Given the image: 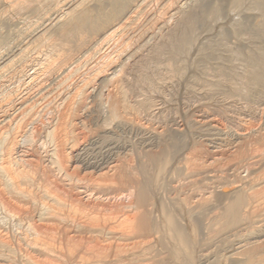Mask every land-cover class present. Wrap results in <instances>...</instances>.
<instances>
[{"label": "bare ground", "instance_id": "bare-ground-1", "mask_svg": "<svg viewBox=\"0 0 264 264\" xmlns=\"http://www.w3.org/2000/svg\"><path fill=\"white\" fill-rule=\"evenodd\" d=\"M0 49V264H264V129L145 123L262 121L264 0H0Z\"/></svg>", "mask_w": 264, "mask_h": 264}, {"label": "rangeland", "instance_id": "rangeland-1", "mask_svg": "<svg viewBox=\"0 0 264 264\" xmlns=\"http://www.w3.org/2000/svg\"><path fill=\"white\" fill-rule=\"evenodd\" d=\"M241 15H242V14H241ZM241 15L239 14L240 17H242V16L244 17V15H242V16H241ZM231 16L238 18L237 16H234V15H231ZM231 16L226 14L225 17L223 16V20L227 17V18H226V22H230V20L227 21V19H229ZM228 17H229V18H228ZM233 17H232V19H233ZM243 17H242V20H241L240 18H239V19H240L241 21H245L246 18H245V17L243 18ZM230 19H231V18H230ZM232 19H231V21H232ZM248 22H249V21H248ZM3 51H4L3 49H0V53H3ZM33 54H34V53H33ZM33 54L31 55V57H33V58H34L35 56H36V57L38 56V55H36V54H38V53H35L34 55H33ZM1 55H2V54H1ZM8 76H10V75H8ZM8 76H4L6 79H4V77H3V79L0 81V84L2 85L1 87L4 88V86H5V87H6L5 89H7V88L9 87V84H11V85H10V86H11L10 88L14 87V86L17 84V82H15L14 80H13V82H12V79H8ZM9 78H10V77H9ZM7 79H8V81H7ZM3 80H4L5 82H4ZM6 81H7V82H6ZM3 82H4L5 84H4ZM7 83H9V84H7ZM3 84H4V85H3ZM13 84H14V85H13ZM7 85H8V86H7ZM1 87H0V88H1ZM3 88H2V89H3ZM183 90H184V88H183V89H182V88L180 89V92H181L180 95H181V97H178V98H179V101H177L178 98H177L176 100H174L173 98L170 97V98H171V101L174 100V101L172 102V103L174 104V106H173V104H170V102H171V101H169L170 99H169V98H166L167 96L169 97V93L166 92V94L168 93V95L166 96V94H165V99H164V100L168 99L167 101H168L169 103H167V104L165 105V107H168V106H169V108H170V107H172V108H170V109L167 108V109H166V108L164 107V111H163V113H162L163 115H162V114H159V115L153 117V118L155 119V118H159V117L161 116V117L158 119V120H159V123H156V122H158L157 119H155V122H150L149 120H146L145 123L148 122V123L152 124V125L155 126V127H157L159 124H160V126H161L162 123H164L163 120L165 119V118H163V117H166V114L168 113V114H167L168 116H167L166 118H169V117H174V118H176L177 121H176V123H174V125H173V123H172V125H173L172 127H177L176 125H178V124L180 125L181 122H182L183 120H185V119H184L185 116H183V114H184L183 111L185 110V111L187 112L186 107H187V109H189V112H187V113L185 112V114H188V115L192 114V115L194 116L195 114H196V115L199 114V113L201 114V112H204V114H206L205 112L207 111V109H205V108H207V106H209L208 108H210V109H208L209 112H208V111H207V112H208V113H211V111H212V109H213V112H214V113L212 112V113H211L212 115H211V114H208V113H207V115H204V114L202 113L201 115H200V114L197 115V116L195 115L194 118H197V117L199 118V117H201V116L211 117V116H213V114H216L217 116H216V115H214V116L217 117V119L219 120V122H220L221 124H226V123L228 124V122H229V125H227V124H226V125H227L228 127H230L231 129H232V127H233V128H234V129H232L233 131H237V129H238V131H240V130L242 129L241 126H243L244 124H246L247 121H248L249 123H250L251 121L256 122V124H257L256 126H260L261 128L264 129V124H263V123H264V121H263L264 118H263L262 121H261L262 116H261L260 113H258V115H256L255 117H252V115H250L251 113H248V111L246 110V109H247V106L244 105V104H245V103H244V100H241V101L237 100V101H235V102H232L231 100H229V101H231L232 103H231V102H228L227 104L224 103V107H223V105H222L223 103H222V104H221V103L219 104L220 99H221L220 96L217 97L218 99L215 98V99H213V100H212V99H209V100L206 101V99L204 100V99L201 98V97H198V98H197L195 95H192V94L189 95L188 93H186V91H183ZM182 92H183V93H182ZM184 92H185L186 95L184 94ZM153 95H155V96L152 97L153 99H155V102H156V103H161V101L163 100V98H162L160 95H158V94H157V96H156V93H154ZM188 95H189V96H188ZM187 96H188V97H187ZM192 96L194 97V100H193ZM156 97H157V98H156ZM185 97H186V99H183V98H185ZM189 97L191 98L192 101L189 99ZM195 97H196V100H195ZM187 98H188V99H187ZM199 98L201 99L200 101L198 100ZM219 98H220V99H219ZM156 99H157V101H156ZM159 99H162V100L160 101ZM181 99H183V100L181 101ZM202 99H203V100H202ZM158 100H159V101H158ZM184 100H187V101L189 100V101H191V103L188 101V102H189V105L187 104L188 102H186V104H184V103H183ZM210 100H211V101H210ZM214 100L216 101L215 103H217V101H218V103L215 104V103H214ZM193 101H194V102H193ZM195 101H196V103H195ZM197 101H198L199 103L203 101L202 103H204V104H205V102H206L205 105H207V106L204 107V105H203L202 103H200V105L202 104V106H201V108H200V105H199V103H198ZM204 101H205V102H204ZM175 102H176V103H175ZM184 102H185V101H184ZM192 102H193V103H192ZM223 102H224V101H223ZM242 102H243V103H242ZM52 103H53V104L56 103V104H55V105L52 104L53 107H52V105L50 104V105H51V106H50V108H51L50 110H51V111H48L49 109L44 110L45 112L47 111L46 113H49V114H47V115H49V116H45L46 114H45V112H44V114H45V115H44V118H43L44 122H46L48 118H51V117H52L51 114H53V113H51V112L53 111V112L55 113V111L57 110L56 108H58V103H57V101L52 102ZM179 103H180V104H179ZM181 103L184 104V105H182ZM229 103H231V104L229 105ZM236 103H237V104L239 103V104H238L239 106L236 105ZM190 104H191V105H190ZM192 104H193V105H192ZM194 104H198V108H197V106L194 105ZM212 104H213V105H212ZM56 105H57V106H56ZM175 105H177L178 107L175 106ZM180 105H181V106H180ZM185 105H186V106H185ZM214 105H215V106H214ZM217 105H218V106H217ZM220 105H221V106H220ZM227 105H228V106H227ZM241 105L244 106V107H242ZM48 106H49V105H48ZM191 106H193V107H191ZM210 106H211V107L213 106L214 108H211ZM226 106H227L228 109L226 108ZM229 106H230L231 108H230ZM235 106H236V107L238 106V108H234V109H233V107H235ZM245 106H246V107H245ZM45 107H46V106H45ZM174 107L176 108V111H174V110H175ZM180 107H181V108H180ZM203 107H204L205 110H204V109L202 110ZM216 107H217V108H216ZM219 107H220V109H219ZM222 107H223L224 109H223ZM239 107L241 108L240 112L243 111V112L241 113V116L243 115L244 117H243V116L241 117L240 114L237 115L238 113H240V112H239ZM52 108H53V109H52ZM178 108H179L180 110H179ZM229 108H230V110H231V109H233V110L230 111ZM242 108H243V109H242ZM244 108H245V109H244ZM165 109H166V110H165ZM168 109H169V111H168ZM173 109H174V110H173ZM181 109H184V110H182V113H181ZM192 109H193V111L196 112V113H193ZM194 109H195V110H194ZM196 109H197V110H196ZM199 109H200V110H199ZM217 109L219 110V112L217 111ZM235 109L238 110V111H237L238 113L235 112V111H236ZM54 110H55V111H54ZM178 110H179L180 112H179ZM210 110H211V111H210ZM214 110H216L217 112L214 111ZM220 110H223L224 113L222 114L223 111L221 112ZM225 110H226L227 112H226ZM191 111H192V112H191ZM197 111H199V113H198ZM228 111L230 112L231 115H228V114H229ZM174 112H175V113H174ZM190 112H191V113H190ZM215 112H216V113H215ZM232 112H234V114H233ZM245 112H246V113H245ZM50 113H51V114H50ZM165 113H166V114H165ZM173 113L176 114V115H174ZM235 113H236V115H235ZM247 113H248V114H247ZM169 114H172V115L170 116ZM219 114H220V116H219ZM224 114H226L227 116L224 115ZM232 114L234 115V117H232ZM221 115L226 116V117H225L226 120H225V119H222V118H224V117L221 116ZM263 115H264V114H263ZM50 116H51V117H50ZM180 116H181V117H180ZM182 116H183V119H182ZM214 116L211 117V118H214V119H215L216 117H214ZM229 116H230V119L228 118ZM235 116H237V117H235ZM238 116H239V117H238ZM245 116H247L248 119H246ZM250 116H251L252 118H250ZM47 117H48V118H47ZM153 118H151V120H152ZM233 118H234L235 120H233ZM237 118H238V119H237ZM241 118H242V119H241ZM243 118H244V119H243ZM257 118H258V119L260 118L259 120L261 121V123H260L259 120H257ZM45 119H46V120H45ZM154 119H153L152 121H154ZM217 119H216V120H217ZM227 119L229 120L228 122H227ZM240 119H241V120H240ZM245 119H246V122H245ZM252 119H253V120H252ZM94 120H95V119H94ZM94 120L92 119L91 122H89V124H90V123H92V124H93V123H94V124L97 123V124H98V123L100 122V121L98 122V121H96V120L94 121ZM156 120H157V121H156ZM160 120H162L163 122H161ZM178 120H179V121H178ZM224 120H225V121H224ZM238 120H240V121L238 122ZM93 121H94V122H93ZM221 121H223V122H221ZM225 122H226V123H225ZM231 122H232V123L235 122V123L232 124ZM241 122H245V123L242 125ZM253 122H252V123H253ZM257 122H258V123H257ZM262 122H263V123H262ZM153 123H154V124H153ZM230 123H231V126H230ZM240 123H241V126H240ZM92 124H90L89 126H92V127H91L92 129H96V128H94V127H97V124H96V126H94V127H93L94 124H93V125H92ZM234 124H235V125H234ZM156 125H157V126H156ZM226 125H224V126H226ZM232 125H233V126H232ZM236 125L239 126V128H238ZM253 125L255 126L254 123H253ZM253 125H252V126H253ZM262 126H263V127H262ZM228 127H226V128L228 129ZM236 127H237V128H236ZM235 128H236V130H235ZM240 128H241V129H240ZM231 129H229V130H231ZM202 139H203V140H204V139L206 140L207 137H205V138L203 137V138H199V139H198L199 141H197L196 143L198 144L199 147H198L197 144H195V143L192 144L191 146L189 145V146H188V149H187V153H188V151H189L192 155H193L195 152L202 153V155H204V156L202 157L203 159H201L200 161H202L203 163H207V164L209 163V164H208V168H210L209 170H211V167H212V168L216 167L217 169L214 168V170L216 169L215 171H218V169H219V168H223V166L226 167V168H225V170H226L228 167L225 166V164H226L227 162H230V161H228V160L226 161L225 158L223 159V157L221 156V153H224V154L227 153V154H229L230 152H234V151L236 150V148L233 147L232 140H231L230 138H225L226 143H227L228 145H231V147H230V146H228V145L225 144V143H223V144H220V143H218V144H217V143H216V144H213V143L208 142L207 140H206V141H205V140L203 141ZM201 140H202V141H201ZM229 140H231V141L229 142ZM199 142H201V143H199ZM207 142H208V143H207ZM203 143H204V144H203ZM199 144H200V145H199ZM202 144H203V145H202ZM205 144H207V145H205ZM251 144H252V143H251ZM210 145H211V146H210ZM216 145H217V146H216ZM219 145H220V147H219ZM221 145H222V146H221ZM225 145H226V146H225ZM204 146H205V147H204ZM209 146H210V147H209ZM213 146H214V147H213ZM215 146H216V147H215ZM224 146H225V147H224ZM201 147H204V148H201ZM206 147H208V148H206ZM221 147H223L225 150L227 149V151L229 150V151H228L229 153H228L227 151H225V150H224L223 148H221ZM226 147H227V148H226ZM236 147H237V146H236ZM96 148H97V149L94 148L95 151L98 150V147H96ZM199 148H200V150L202 149L201 152H200V150H198ZM214 148H215V149H214ZM216 148L220 149L222 152L219 151V150L216 149ZM229 148H231V149H229ZM232 148H234L235 150H233ZM99 149H100V147H99ZM192 149H193V150H192ZM206 149H207V151H206ZM209 149H210L211 151H210ZM101 150H104V149H100V150H99V152H101L100 154H104ZM194 150H195V151H194ZM203 150H205V151H203ZM212 150H213V151H212ZM214 150H216V151H214ZM95 151H94V152H95ZM104 151H105V150H104ZM192 151H194V152L192 153ZM92 152H93V151H92ZM203 152H204V153H205V152H209L210 155H207L208 153L203 154ZM211 152H212V154H211ZM216 152H217V153H216ZM96 153H98V151H96ZM96 153H93V154L96 155ZM190 153H188V154H190ZM100 154H99V155H100ZM205 155H206L207 158L205 157ZM211 155H212V157H211ZM217 155H218V156H217ZM208 156H209V157H208ZM220 156H221V157H220ZM214 157H217L218 160H216V158H214ZM204 158H205V160H206V159H208V160L205 161ZM213 158H214V159H213ZM219 158H220V159H219ZM212 159H213V160H212ZM203 160H204L205 162H204ZM211 160H212V161H211ZM214 160H215V161H214ZM224 160H225V161H224ZM200 161H198V162L201 163ZM207 161H208V162H207ZM209 161H211V162H209ZM222 161H223V162H222ZM212 162H213V163H212ZM215 162H216V163H215ZM217 162H218L219 165H220V163H221L222 167H221V166H220V167H217V165H216ZM224 162H225V163H224ZM203 163H202V165H203ZM214 163H215V165H214ZM207 164H206V165H207ZM229 164H230V163H229ZM229 164H228V165H229ZM204 165H205V164H204ZM206 165H205L204 167H206ZM219 165H218V166H219ZM260 166H261V167H260ZM260 166H259V168H261L260 173H264V171H263V170H264V163H261ZM256 167H258V166H256ZM208 168L206 167V169H208ZM262 169H263V170H262ZM212 170H213V169H212ZM221 170H222V169H219V173H218V172H217V173H218V175L221 173L220 176H221V177L223 176V180L226 181V177H228L227 174H229V172H227V174H226V171H225L224 169H223L224 171H223V170L221 171ZM88 171H89V170H88ZM243 171H244V172H245V171L247 172V168H246V170H245V168H244V170H243V168H242L241 173H240L241 176L246 177V176L248 175V173L246 174V172L244 173ZM262 171H263V172H262ZM222 172H223V174H222ZM243 173H244V174H243ZM225 174H226V175H225ZM245 174H246V175H245ZM224 178H225V179H224ZM205 179H206V182H207V183L210 182L209 179H207V177H206ZM205 179H204V180H205ZM223 180L221 179V181H222L221 183H223ZM204 182H205V181H204ZM206 182H205V183H206ZM221 183H219V184H220V185H223V184H224V183H223V184H221ZM188 184H190V183H188ZM188 184H187V185H188ZM196 185H198V184H196ZM190 186L193 188L194 185L191 184ZM198 186H199V185H198ZM198 186H197V187H198ZM220 187H222V186H218L217 189H219ZM186 188H187V190H186ZM192 188H190V189H191V192L193 191L192 193H190V191H189L190 189H189L188 186H185V189L183 188V190H184V191L186 190V191H185V194H186V195L188 194V196H190L191 194L193 195V194H196V192H198V189H197L196 187H194L193 190H192ZM194 189H195V190H194ZM184 191L182 192V194H184ZM194 191H195V193H194ZM189 193H190V194H189ZM207 196H208V195H207ZM209 196H211V194H210ZM208 213H209V215H211V213H210L209 211H208ZM206 217H208V214H206ZM204 218H205V216H204ZM205 219H206V218H205Z\"/></svg>", "mask_w": 264, "mask_h": 264}]
</instances>
